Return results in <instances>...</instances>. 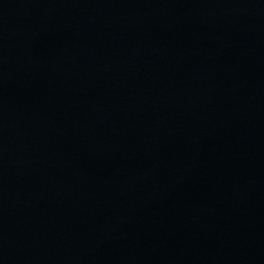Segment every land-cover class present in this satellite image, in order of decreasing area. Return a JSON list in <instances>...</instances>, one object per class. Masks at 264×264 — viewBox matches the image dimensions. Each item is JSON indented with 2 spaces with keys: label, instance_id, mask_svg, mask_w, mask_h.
<instances>
[{
  "label": "water",
  "instance_id": "obj_1",
  "mask_svg": "<svg viewBox=\"0 0 264 264\" xmlns=\"http://www.w3.org/2000/svg\"><path fill=\"white\" fill-rule=\"evenodd\" d=\"M0 264H264V0H0Z\"/></svg>",
  "mask_w": 264,
  "mask_h": 264
}]
</instances>
